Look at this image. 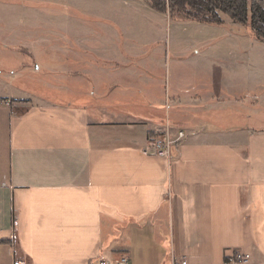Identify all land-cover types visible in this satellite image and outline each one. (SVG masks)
I'll list each match as a JSON object with an SVG mask.
<instances>
[{
  "label": "crops",
  "instance_id": "0c3cea01",
  "mask_svg": "<svg viewBox=\"0 0 264 264\" xmlns=\"http://www.w3.org/2000/svg\"><path fill=\"white\" fill-rule=\"evenodd\" d=\"M92 48L69 44L48 95L8 83L0 245L30 264H264V125L244 107L264 93L179 76L164 94L138 50ZM170 125L186 137L167 162L145 149Z\"/></svg>",
  "mask_w": 264,
  "mask_h": 264
},
{
  "label": "rangeland",
  "instance_id": "374dc122",
  "mask_svg": "<svg viewBox=\"0 0 264 264\" xmlns=\"http://www.w3.org/2000/svg\"><path fill=\"white\" fill-rule=\"evenodd\" d=\"M149 1L0 0V101L4 96H22L9 82L45 95L52 93L49 81L53 72L49 68L58 66L57 61H66L72 55L69 44L79 41H89L95 48L92 52L96 55L90 52L91 56L104 53L108 58H122L127 49L138 50L140 61L154 62L164 94L170 93V81L179 76L196 79L202 88L218 83L264 93V41L248 25L234 22L226 13H221L226 21L220 24L176 20L154 9ZM139 66L146 68L141 63ZM248 104L259 113L252 112L249 123L264 125V94L251 98L244 107ZM7 112L0 111V156L5 158ZM178 128L170 125L172 132ZM14 247L16 257L12 249L8 252L2 245L0 255L29 263Z\"/></svg>",
  "mask_w": 264,
  "mask_h": 264
},
{
  "label": "trees",
  "instance_id": "16d2710c",
  "mask_svg": "<svg viewBox=\"0 0 264 264\" xmlns=\"http://www.w3.org/2000/svg\"><path fill=\"white\" fill-rule=\"evenodd\" d=\"M149 3L176 20L220 24L224 22L221 13H226L234 22L248 25L264 41V0H150Z\"/></svg>",
  "mask_w": 264,
  "mask_h": 264
},
{
  "label": "built area",
  "instance_id": "2783aa9c",
  "mask_svg": "<svg viewBox=\"0 0 264 264\" xmlns=\"http://www.w3.org/2000/svg\"><path fill=\"white\" fill-rule=\"evenodd\" d=\"M186 137V131L184 129H177L172 132L167 126L165 128H158L155 130V135L145 149L146 153L159 156L165 159L167 162L172 161V151L174 147ZM251 254L249 252L239 251L234 255V258L230 261L233 264H251ZM127 257H123L120 264H125ZM14 264H29L23 260H15ZM100 264H107L105 261H101ZM172 264H188L186 259L181 261H175Z\"/></svg>",
  "mask_w": 264,
  "mask_h": 264
}]
</instances>
